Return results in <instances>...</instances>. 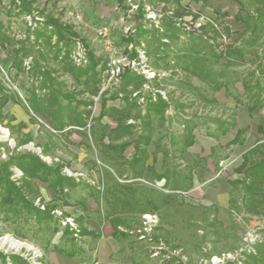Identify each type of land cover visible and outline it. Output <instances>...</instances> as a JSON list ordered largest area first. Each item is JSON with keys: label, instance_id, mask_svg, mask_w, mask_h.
I'll return each mask as SVG.
<instances>
[{"label": "trees", "instance_id": "1", "mask_svg": "<svg viewBox=\"0 0 264 264\" xmlns=\"http://www.w3.org/2000/svg\"><path fill=\"white\" fill-rule=\"evenodd\" d=\"M3 1L0 0V3ZM48 1L43 0V7L38 10L37 4L41 0H7L6 13L26 22L27 33L23 38L9 35L10 26L0 20V47L11 54L9 67L14 70L11 79L23 72L28 74L27 79L19 83L22 97L16 90L8 91L0 77V124L9 129L10 135L16 133L15 147L5 158L1 157L0 151V212L4 220L12 224H34L38 229L52 234L59 230L58 224H62L60 237L67 246L53 245V250L81 259L84 252L81 239H95L100 233L83 225L82 215L78 216L80 224L72 226L66 220L70 213L64 211L62 206L72 204L66 198L69 191L82 180L80 176H72L63 171L69 162L58 159L48 163L38 153L20 149V146L33 142L32 135L20 131L26 127L24 122L12 123L16 118L3 110L4 105L8 100L21 105L29 115V121L38 123L50 135H68L79 129L82 139L87 136L92 144L99 145L103 156L99 160L119 178L127 176L125 172H128V178L147 175L152 179H163L164 185L178 189L177 180L173 182L172 179L175 173L167 165L170 148L161 142L160 135L153 138L155 126L167 127L165 123H170L171 117L175 118L181 125V131L173 136L169 132V141L176 155L182 156L186 148L194 143L196 128H204L206 136L218 140L221 135L235 128V113L226 116L202 117L194 114L185 117L182 112L187 104L175 99L167 91V80L174 74L184 76L178 77L175 82L189 84L188 79L197 78L204 88L191 85L193 93L197 99L209 104H218L214 93L223 88L226 97H232L236 105L246 107L249 117L253 116L255 109H264V0H233L239 5L234 19L243 23L245 29L238 32L232 42L227 43L217 40L218 37L227 39L232 34L230 26L224 22L227 12L216 9L214 17L204 16V22L193 27V23L203 15L198 10L192 11L181 0H135V27L120 37V43L124 44V52L131 61H139V51H142L146 60L158 70L154 71L153 77L148 78L130 64L123 66L116 76L117 85L105 89L101 88L103 72L109 69L107 62L95 58L74 26L61 19L62 9L58 14L46 10ZM115 1L125 12L131 9L128 0ZM191 1L205 3L208 0ZM147 5L149 9L161 5L157 23L147 17ZM185 15H191L188 29L179 22ZM26 16L29 21L25 20ZM77 42L85 47L86 60L81 64L74 63L72 59ZM246 55L253 57L250 61L255 66L246 76H242L243 91L239 92L235 85L239 79L238 72L230 70L232 76H228L226 70L214 69L211 62L224 58L223 66H239L247 62ZM27 58H30L29 62L24 64ZM49 59L57 61L59 68L51 67ZM58 69L72 77V88H68L58 78ZM164 71H169V74L162 75ZM145 85L147 88H144ZM7 91L9 94H6ZM95 96L99 97L100 109L93 116ZM115 99H120L118 105L107 104L109 100ZM168 110L172 113L167 114ZM39 112L49 116V128L33 116ZM104 117L110 118L115 125L103 122ZM248 131V125L238 128L223 146L231 150L235 145H242ZM256 132L264 135V126L257 124ZM152 142L153 163L148 165V145ZM129 146H132V152L126 156L125 150ZM51 150V140L47 139L41 146V154L45 156ZM214 152L215 149L210 148L209 157L212 160ZM158 153L160 158L157 157ZM157 161L161 162L159 169L153 166ZM186 165L191 171V179L195 173L194 168L189 163ZM13 168L21 172L18 177L13 176ZM233 170L241 175L227 179L231 191L238 192V199L233 198L231 203L233 208L249 215H264V139L256 140L253 146L244 151ZM197 176H201V173ZM40 185L53 191L51 200H44ZM75 204L82 206L81 201ZM55 210H60L61 214H56ZM72 221L75 222V218ZM121 224L128 225L125 220H110L112 236L129 235L128 231L119 228ZM14 232L16 237H24L23 232ZM244 255V264H264V242L258 243L256 250L244 252ZM6 258L10 264H28L16 253L0 251L3 264H7ZM226 264L236 262L227 261Z\"/></svg>", "mask_w": 264, "mask_h": 264}, {"label": "rangeland", "instance_id": "2", "mask_svg": "<svg viewBox=\"0 0 264 264\" xmlns=\"http://www.w3.org/2000/svg\"><path fill=\"white\" fill-rule=\"evenodd\" d=\"M208 1L202 4L191 0H181L183 4H188L192 11L198 10L203 16L214 17L216 9L227 12L228 16L224 18V22L230 26L232 34L227 39L218 37L217 40L232 42L237 33L245 29L243 23L234 19L239 5L232 0L235 9H225L209 5ZM134 2L135 0H128L131 9L126 12L117 5L115 0H49L45 6L47 11L54 14H58L62 9L61 19L74 26L95 58L109 63V69L103 72L101 89L117 85L118 78L111 77L110 70L118 68L121 71L128 62L134 69L141 72L158 70L146 60L144 55L140 56L139 61H131L124 52V44L120 43V37L135 27L133 13L136 4ZM42 7L43 0L37 4L38 10ZM160 7L161 5L149 9V6H146L147 17L155 23L160 16ZM6 8L7 0H4L0 3V20L10 26L9 35H14L18 39L23 38L27 33L26 22L22 18L8 15ZM189 19L191 15L183 16V19L179 21L180 25L183 26V22L190 23ZM25 20L29 21V17L26 16ZM101 26L109 28L112 42V47L109 49L105 48L101 38L96 36V29ZM252 58L246 55L247 62L239 66H223L225 59L221 58L218 62H211V66L216 70H226L229 73L228 76H232L230 70H236L239 79L235 85L237 90L242 92L241 78L255 66L250 61ZM29 59L24 60V64H27ZM10 64L11 54H7L0 47L2 84L4 83L8 91L16 90L22 97L19 83L26 80L28 74L23 72L11 79L14 70L9 67ZM48 64L54 68H59L60 65L53 59H49ZM163 74L168 75L169 71H164ZM178 77L184 76L174 74L173 77L168 78L165 86L175 99L187 104L182 112L183 116L188 117L194 114L202 117L226 116L234 112L236 123L235 128L221 135L218 140L206 136L204 128H196L194 143L186 148L182 156L176 155L169 141V132L173 136L181 131V125L175 118L171 117L170 123H165L167 127L155 126L153 138L156 139L160 135L161 142L170 148L167 165L175 173L172 179L173 182L177 180L178 189L164 185L163 179H152L147 175L128 178V172H125L127 176L119 178L111 168L104 166L99 160L103 158L99 145L92 144L87 136L82 139L79 129L69 132L68 135L64 133L50 135L46 130L38 127V123L30 122L25 112L17 109L10 100L4 105L3 110L12 113L16 118L12 123L24 122L26 127L20 131L29 132L32 135L33 142L20 146V149L32 150L48 163L58 159L67 161L69 165L64 167L63 171L72 176H80L82 180L69 191V196L66 198L72 204L62 206L64 211L70 213L68 220L73 224L72 226L76 227L80 224L78 216L82 215L83 225L100 232L98 238L83 237L81 239V246L84 249L81 255L82 264H226L227 261L244 264V252L254 251L258 243L264 242V215H249L236 210L231 205L233 198L238 199V192L231 191L227 179L241 176L233 169L239 164L242 151L246 146L245 144L244 147L235 145L231 150L223 146L233 137L239 126H249L246 145L256 139L264 138V135H259L255 131L257 124L264 126L263 108L255 109L254 117L248 119L240 114L246 107L236 105L232 97H226L223 88L214 93L218 104H209L197 99L191 87L193 85L202 89L204 88L202 82L195 77L188 79L189 84L183 81L175 82ZM58 78L63 80L68 88L73 87L74 82L69 74L59 70ZM144 88H147V85ZM8 91L6 94H9ZM119 103L120 99L107 102L108 105ZM99 109L100 100L98 96H95L92 115L96 116ZM171 113V110L167 111V114ZM102 121L115 125V122L108 117H104ZM15 136L16 133L10 135L9 129L0 124L2 158H5L6 154L15 147ZM47 139L51 140L52 150L43 156L41 146ZM210 148L215 149L212 154L214 163L209 157ZM153 149L152 142L148 145L149 156L146 161L148 165L153 163ZM131 152L132 146H129L125 150V155L130 156ZM157 157L160 158V153ZM186 163L194 168L195 173L191 179L189 178L191 171ZM153 166L159 169L161 162L157 161ZM13 172V176L16 177L21 174L17 168H13ZM199 173L201 176L198 177ZM76 201H81L82 206L75 204ZM72 218H75V222ZM110 220H125L128 225L121 224L119 228L128 231L129 235L127 237L112 236L113 228ZM62 226L58 224L59 230L52 234L50 231L38 229L34 224L22 222L12 224L4 220V215L0 212V236L2 238L5 236L8 241L0 244L2 247L0 251L14 249L9 240L12 237L38 247L44 253L45 259V253L51 251L53 245L67 246L60 237ZM14 231L23 232L24 237H16Z\"/></svg>", "mask_w": 264, "mask_h": 264}, {"label": "built area", "instance_id": "3", "mask_svg": "<svg viewBox=\"0 0 264 264\" xmlns=\"http://www.w3.org/2000/svg\"><path fill=\"white\" fill-rule=\"evenodd\" d=\"M205 19L206 18L204 16H200L197 19V21L194 22V27H198L202 22H204ZM182 25L186 28H189V26L186 22H183ZM96 36L101 38L105 48L109 49L112 47V42L110 39V32H109V28L107 26H101V27L97 28L96 29ZM140 56L143 57V54L140 53ZM72 59H73V62L76 64H81L82 62H85V60H86L85 59V47L80 42L76 43V46L72 52ZM107 64L109 66V63H107ZM129 64H130V62L127 63V65H129ZM119 71L120 70L118 68L117 69L112 68L110 70L111 77H116L117 74L119 73ZM142 73H144L145 76L148 78L153 77L155 74L154 71H150V70L142 71ZM55 213L60 215L61 211L55 210ZM144 217H147V216H144ZM66 220L69 221L68 218H66ZM70 224L73 225L72 223H70ZM10 240H11V244L13 245L14 249L11 251H8V249H3L2 251L4 253H9V252L16 253L19 256H21L23 259H25L28 264H46L44 261V253L41 251V249H39L38 247H35L31 244H27L26 242H23L19 239H14L11 237ZM0 241H1L0 244H2V242H8L7 238L5 236L3 238L0 236ZM1 248L2 247H0V249ZM7 264H10L8 258H7Z\"/></svg>", "mask_w": 264, "mask_h": 264}, {"label": "crops", "instance_id": "4", "mask_svg": "<svg viewBox=\"0 0 264 264\" xmlns=\"http://www.w3.org/2000/svg\"><path fill=\"white\" fill-rule=\"evenodd\" d=\"M204 4V3H202ZM208 4L209 5H213V6H220V7H223L225 9H235L234 7V2L232 0H209L208 1ZM83 8V5L80 4ZM86 8V7H85ZM88 10V9H87ZM13 105H15V107H17V109H20L22 111L25 112V114L27 115V117L29 118V115L26 113L25 109L19 105V104H15L13 103ZM14 109V108H13ZM264 110V109H263ZM246 111V112H245ZM254 113V112H253ZM242 116L245 115L246 117H248V119H251L254 117V115L252 117H249L248 115V112H247V109H243L240 113ZM34 116L36 117V119L42 123L46 128H49V122H50V118L49 116H47L46 114L42 113V112H39V113H34ZM243 120V119H241ZM247 126V125H246ZM257 126V125H256ZM38 127H39V124H38ZM242 127V126H241ZM240 126L236 128V130L238 128H241ZM244 127V126H243ZM255 131H256V128H255ZM257 133V132H256ZM258 134V133H257ZM264 138H259V139H256V140H263ZM248 140V139H247ZM254 140L253 142H251L250 144H247L246 145V139H245V142L242 144V145H239V146H243L245 144V148L244 150L242 151V153L244 151H246L248 148H250L251 146L254 145L255 141ZM45 143V141L42 142V145ZM244 147V146H243ZM40 192H41V195L42 197L44 198V200H51L53 198V191L50 190L49 188H47L45 185H40ZM46 193V194H45ZM87 227V226H86ZM88 228V227H87ZM89 229H92V228H89ZM96 230V229H94ZM97 231V230H96ZM99 232V231H97ZM100 233V232H99ZM46 256H45V263L46 264H82L81 263V259L79 257H71V256H67L63 253H59L55 250H51V251H47L46 253ZM7 259V258H6ZM0 264H3L2 260L0 259Z\"/></svg>", "mask_w": 264, "mask_h": 264}, {"label": "bare ground", "instance_id": "5", "mask_svg": "<svg viewBox=\"0 0 264 264\" xmlns=\"http://www.w3.org/2000/svg\"><path fill=\"white\" fill-rule=\"evenodd\" d=\"M10 240V239H9ZM10 242H11V240H10Z\"/></svg>", "mask_w": 264, "mask_h": 264}]
</instances>
